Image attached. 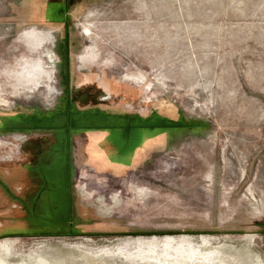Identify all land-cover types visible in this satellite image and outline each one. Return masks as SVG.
Instances as JSON below:
<instances>
[{
    "label": "rangeland",
    "instance_id": "obj_1",
    "mask_svg": "<svg viewBox=\"0 0 264 264\" xmlns=\"http://www.w3.org/2000/svg\"><path fill=\"white\" fill-rule=\"evenodd\" d=\"M71 101L166 138L96 173ZM0 261L264 264V0H0Z\"/></svg>",
    "mask_w": 264,
    "mask_h": 264
},
{
    "label": "crops",
    "instance_id": "obj_2",
    "mask_svg": "<svg viewBox=\"0 0 264 264\" xmlns=\"http://www.w3.org/2000/svg\"><path fill=\"white\" fill-rule=\"evenodd\" d=\"M103 110L106 112L102 108H83L82 111L87 115L83 117L84 122L79 124L76 131L67 134L65 131L51 130L48 133L54 135L46 136L58 139L59 147L72 149V161L78 159L99 174L132 165L141 152H148V149L162 144L166 138L160 134L167 127L157 126V122H164L163 119L157 121L151 117L153 114H115L107 111L105 115L101 113Z\"/></svg>",
    "mask_w": 264,
    "mask_h": 264
},
{
    "label": "trees",
    "instance_id": "obj_3",
    "mask_svg": "<svg viewBox=\"0 0 264 264\" xmlns=\"http://www.w3.org/2000/svg\"><path fill=\"white\" fill-rule=\"evenodd\" d=\"M63 8V7H62ZM13 119H15L16 121H17V119H19V117H14ZM19 121V123H17V124H24V122L25 121H22V120H18ZM17 121V122H18ZM21 126H11V127H9L10 128V130H17V129H19V130H23L24 128H20Z\"/></svg>",
    "mask_w": 264,
    "mask_h": 264
},
{
    "label": "flooded vegetation",
    "instance_id": "obj_4",
    "mask_svg": "<svg viewBox=\"0 0 264 264\" xmlns=\"http://www.w3.org/2000/svg\"><path fill=\"white\" fill-rule=\"evenodd\" d=\"M73 101V100H72ZM70 102L71 104H72V106H74V107H77L76 105H75V103L74 102ZM90 103V102H89ZM78 109H76V111L78 112V111H82V109L83 108H87V109H94L93 107H91V106H87V107H82V108H80V107H77ZM70 123V122H69ZM70 125V124H69ZM71 128H69V130H70ZM77 130V129H76ZM76 130H74V131H76ZM59 131H64V130H59ZM69 132H71V130L69 131Z\"/></svg>",
    "mask_w": 264,
    "mask_h": 264
},
{
    "label": "bare ground",
    "instance_id": "obj_5",
    "mask_svg": "<svg viewBox=\"0 0 264 264\" xmlns=\"http://www.w3.org/2000/svg\"><path fill=\"white\" fill-rule=\"evenodd\" d=\"M1 262V261H0ZM44 262V261H43ZM0 264H2V263H0ZM4 264V263H3Z\"/></svg>",
    "mask_w": 264,
    "mask_h": 264
}]
</instances>
